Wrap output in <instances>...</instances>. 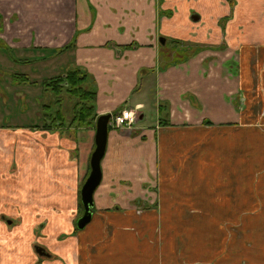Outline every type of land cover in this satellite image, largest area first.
Listing matches in <instances>:
<instances>
[{
    "label": "crops",
    "instance_id": "1",
    "mask_svg": "<svg viewBox=\"0 0 264 264\" xmlns=\"http://www.w3.org/2000/svg\"><path fill=\"white\" fill-rule=\"evenodd\" d=\"M0 17V106L19 110L0 113V264H264V0H0ZM76 67L98 117L143 105L109 128L78 230L96 128L30 127Z\"/></svg>",
    "mask_w": 264,
    "mask_h": 264
},
{
    "label": "trees",
    "instance_id": "2",
    "mask_svg": "<svg viewBox=\"0 0 264 264\" xmlns=\"http://www.w3.org/2000/svg\"><path fill=\"white\" fill-rule=\"evenodd\" d=\"M234 6V0H228ZM2 19L0 17V30ZM71 46V43L65 48ZM46 90L53 96L48 102V109L44 113L45 125H31L47 130H56L66 126L76 128L95 127L98 120L96 111L97 87L94 77L87 70L76 67L64 74L48 79L44 83ZM55 104V105H54ZM45 105V106H46ZM45 116H47L45 118ZM48 118V120H47ZM110 128V125L108 126ZM96 147V145H95ZM85 181L82 182L81 188ZM83 204L80 200L79 213L83 214ZM75 221V229L78 230Z\"/></svg>",
    "mask_w": 264,
    "mask_h": 264
},
{
    "label": "water",
    "instance_id": "3",
    "mask_svg": "<svg viewBox=\"0 0 264 264\" xmlns=\"http://www.w3.org/2000/svg\"><path fill=\"white\" fill-rule=\"evenodd\" d=\"M161 41L162 43H165V41H163L162 39ZM110 118L111 114H106L100 115L97 120L95 135L96 147L90 159L91 171L81 188V201L84 210L83 215L79 217L76 222V226L78 229H83L92 218L94 192L102 180L101 161L106 150Z\"/></svg>",
    "mask_w": 264,
    "mask_h": 264
},
{
    "label": "built area",
    "instance_id": "4",
    "mask_svg": "<svg viewBox=\"0 0 264 264\" xmlns=\"http://www.w3.org/2000/svg\"><path fill=\"white\" fill-rule=\"evenodd\" d=\"M139 117V111L135 109H123L119 114L112 117L111 125L114 128H133Z\"/></svg>",
    "mask_w": 264,
    "mask_h": 264
},
{
    "label": "rangeland",
    "instance_id": "5",
    "mask_svg": "<svg viewBox=\"0 0 264 264\" xmlns=\"http://www.w3.org/2000/svg\"><path fill=\"white\" fill-rule=\"evenodd\" d=\"M7 103L8 104H2L0 106V113H2V115H6V117H9L10 119H15V116L17 114H19V110L16 111V109L14 108V106L11 104L10 100H7ZM22 104H23V102H20V105H22ZM249 222H250L249 219L243 220V224H250Z\"/></svg>",
    "mask_w": 264,
    "mask_h": 264
},
{
    "label": "flooded vegetation",
    "instance_id": "6",
    "mask_svg": "<svg viewBox=\"0 0 264 264\" xmlns=\"http://www.w3.org/2000/svg\"><path fill=\"white\" fill-rule=\"evenodd\" d=\"M80 197H81V196H80ZM82 215H83V214H82ZM82 215H81V216H82ZM81 216H80V217H81ZM78 218H79V217H78ZM77 220H78V219H77ZM38 247L41 248L42 251L44 250L42 247H40V246H38ZM44 254H47V252H45Z\"/></svg>",
    "mask_w": 264,
    "mask_h": 264
}]
</instances>
